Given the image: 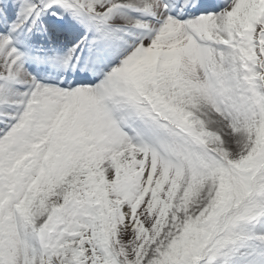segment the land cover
<instances>
[{
  "label": "snow or ice",
  "instance_id": "snow-or-ice-1",
  "mask_svg": "<svg viewBox=\"0 0 264 264\" xmlns=\"http://www.w3.org/2000/svg\"><path fill=\"white\" fill-rule=\"evenodd\" d=\"M0 125V264H264V0H13Z\"/></svg>",
  "mask_w": 264,
  "mask_h": 264
},
{
  "label": "rangeland",
  "instance_id": "rangeland-1",
  "mask_svg": "<svg viewBox=\"0 0 264 264\" xmlns=\"http://www.w3.org/2000/svg\"><path fill=\"white\" fill-rule=\"evenodd\" d=\"M12 2L13 0H0V12H3L4 7ZM0 127H3V125H0Z\"/></svg>",
  "mask_w": 264,
  "mask_h": 264
},
{
  "label": "bare ground",
  "instance_id": "bare-ground-1",
  "mask_svg": "<svg viewBox=\"0 0 264 264\" xmlns=\"http://www.w3.org/2000/svg\"><path fill=\"white\" fill-rule=\"evenodd\" d=\"M209 2H212V3H222V2H220V1H215V0H209ZM15 17L13 16V19H14ZM34 40H36V39H34ZM30 66V68L31 67H36L35 65H29Z\"/></svg>",
  "mask_w": 264,
  "mask_h": 264
}]
</instances>
